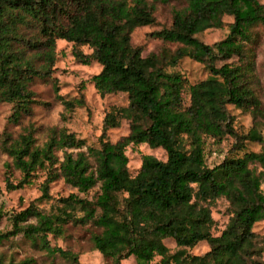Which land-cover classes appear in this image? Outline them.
<instances>
[{
	"label": "trees",
	"instance_id": "obj_1",
	"mask_svg": "<svg viewBox=\"0 0 264 264\" xmlns=\"http://www.w3.org/2000/svg\"><path fill=\"white\" fill-rule=\"evenodd\" d=\"M184 3L185 7L173 13L168 28L151 34L181 48L173 55L163 51L142 57L140 48L130 45V35L153 23V5L145 0H0V102L12 105L10 123L31 114L33 93L29 87L35 78L51 77L57 40L72 44V56L81 65L95 62L101 67L91 79L101 97L126 94L133 111L128 135L115 143L109 141L107 132L118 124L104 117L98 147H86L83 139L63 128H52L41 147L33 144L29 132L17 139L4 132L0 147L22 173L18 185L7 182V188L29 185L32 174L45 167L43 200L49 199V184L59 177L79 193L99 184L93 204L101 211L98 222L102 230L92 236V243L111 264L130 258L136 264H264L256 258L253 232L254 225L264 220L260 189L264 175L249 167L264 166L261 135L252 128L241 137L259 142L258 153L225 158L211 168L204 157L206 139H238L227 105L249 112L254 119L264 116L255 93L257 81L248 77L244 48L253 26L260 25L264 31V5L258 0ZM100 16L109 21L99 25ZM224 16L233 20L223 40L210 46L195 38L220 28ZM29 30L34 32L30 37L26 35ZM84 46L90 54L81 51ZM184 57L204 64L209 76L188 84L180 73L165 71L164 67H174ZM232 59L235 62L215 66L217 61ZM183 93L188 96L187 105ZM82 100L80 95L63 105L71 111L83 106ZM139 145L163 150L166 160L142 155L138 171L131 176L125 151ZM59 151L63 152L61 161L56 155ZM221 198L231 208L220 235L223 242L202 255H190L186 249L212 241L211 208ZM69 200L85 202L74 196ZM158 207L166 215L164 221H159ZM10 223V230L0 231V244L22 236L34 244L40 239L39 247L48 255H67L48 241L49 236L63 235L62 225L35 205L13 215ZM166 239L174 242L175 253L164 244ZM0 264H33V260L13 263L0 258Z\"/></svg>",
	"mask_w": 264,
	"mask_h": 264
},
{
	"label": "rangeland",
	"instance_id": "obj_2",
	"mask_svg": "<svg viewBox=\"0 0 264 264\" xmlns=\"http://www.w3.org/2000/svg\"><path fill=\"white\" fill-rule=\"evenodd\" d=\"M145 1L153 5V23L150 26L134 29L130 35V45L133 48H140L142 57H148L151 54L159 55L163 51L173 55L177 49L181 48V45L162 42L151 37V34L171 25L173 13L185 7L184 0H170L167 4L153 3L152 0ZM258 2L264 5V0H258ZM232 20L230 16H224L220 28L208 29L195 35V38L211 46L226 37ZM108 21L107 17L97 18L99 25ZM33 34V31H26L28 37ZM244 48L248 77L251 82L257 81L255 93L264 108V31L260 25L252 27L250 40L245 43ZM71 49V43L56 41V59L51 77L35 78L29 87L33 93L30 115L22 116L17 123H10L8 119L12 113V105L0 102V141L4 132L9 133L13 139L29 132L33 144L41 147L47 141L52 128H63L73 133L76 138L83 139L86 147H98L102 121L105 116L111 117L118 124L116 128L107 132L110 142L115 143L128 135L133 111L128 108L126 94L119 93L101 97L91 82L92 77L100 72L101 67L95 62L81 65L72 56ZM80 49L84 54L91 53L86 46ZM233 62L235 59L225 62L217 61L215 66L219 67L224 63ZM164 68L166 72L180 73L188 84L204 81L209 76L204 64L188 57L179 60L174 67ZM80 95L83 96V106L74 107L71 111L66 110L63 101L78 99ZM183 97L187 105L188 96L183 93ZM226 108L232 118V128L238 139L232 136H225L221 141L206 139L204 157L209 168L221 163L225 158L240 157L246 152L258 153L261 149L259 142L241 138L246 136L252 128L258 131L264 141V116L254 119L249 112L230 105ZM85 148L82 150L85 151ZM67 152L76 153L74 150H67ZM125 154L128 158L127 167L131 176L138 171L142 155H152L158 160H166L163 150H152L146 145L128 147ZM56 155L61 161L63 152L59 151ZM249 167L255 169L256 173L261 172L264 175V166L250 164ZM46 176V167L38 169L30 177L29 185L9 190L7 182L11 185H18L22 179V173L13 167L12 159L0 147V231L10 230L11 217L33 204L62 225L63 235L61 237L49 236L48 241L52 247L60 248L67 255L65 257L57 254L48 255L39 247L40 239L34 244L29 239L17 236L0 244V258L13 263L32 259L33 264H111L110 260L104 259L94 250L92 243V236L99 234L102 230L98 222L101 211L93 204L100 193L99 184L87 193H79L59 177L49 184V199L43 200L40 199L41 187ZM260 189L264 193V178ZM70 196L83 199L85 202H72L69 200ZM230 213L229 203L223 198L218 199L211 208V216L214 220L211 228L212 241L200 242L194 248L186 249L187 253L195 256L202 255L208 252L211 246L223 242L220 235L231 216ZM158 216L159 221L166 219L161 207H158ZM253 232L256 258L264 261V220L254 225ZM164 244L172 254L178 250L170 239H166ZM158 260L159 258L156 257L155 261ZM121 264L136 263L133 258H130L122 261Z\"/></svg>",
	"mask_w": 264,
	"mask_h": 264
}]
</instances>
